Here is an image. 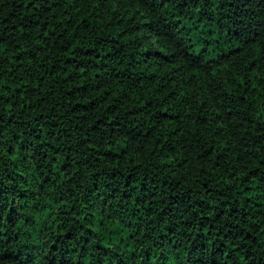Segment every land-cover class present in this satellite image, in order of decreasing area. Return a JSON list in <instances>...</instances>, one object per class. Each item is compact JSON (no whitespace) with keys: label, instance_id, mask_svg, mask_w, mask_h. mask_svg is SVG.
Returning <instances> with one entry per match:
<instances>
[{"label":"trees","instance_id":"16d2710c","mask_svg":"<svg viewBox=\"0 0 264 264\" xmlns=\"http://www.w3.org/2000/svg\"><path fill=\"white\" fill-rule=\"evenodd\" d=\"M0 264H264V0H0Z\"/></svg>","mask_w":264,"mask_h":264}]
</instances>
